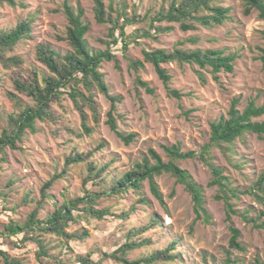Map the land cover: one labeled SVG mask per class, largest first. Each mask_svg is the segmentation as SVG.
I'll list each match as a JSON object with an SVG mask.
<instances>
[{"label":"rangeland","instance_id":"374dc122","mask_svg":"<svg viewBox=\"0 0 264 264\" xmlns=\"http://www.w3.org/2000/svg\"><path fill=\"white\" fill-rule=\"evenodd\" d=\"M173 1L104 0L108 15L118 18L119 25L124 23L125 16L132 19L136 15L140 21L126 26V37L132 44L124 52L119 31L116 32L119 42L114 44L109 35L111 25L97 23L93 0H71L75 10H84V21L90 26L86 40L91 52L110 49L116 55L119 68L114 61H105L101 72L110 93L123 98L115 113L119 131L125 135L134 133L137 137L126 144L111 131L107 124L110 102L94 89L100 120L96 124L87 110L92 134L84 133L80 114L71 101L66 100L65 109L55 107L62 117V128L49 121H37L38 132H28L19 143L18 150L7 149L5 160H1L3 154L0 152V247L11 257L22 260L24 264H40L36 258L38 247L33 242L24 244L21 236L9 238L3 230L11 222L23 224L27 220L42 200L44 184L63 171L66 158L76 150L93 152L91 160L99 167H108L105 177L109 188L136 163L142 162L149 149H154L165 161L169 158L164 146L180 144L183 151L200 153L209 142L211 123L227 115L233 99H240L241 111L252 101L257 105L264 104V21L259 12L253 10L249 15L245 14L244 0L214 1L213 6L230 8L223 25L204 27L189 20L196 29L183 31L179 23L163 22L155 25L170 26L173 30L156 34L151 27L152 20L159 12H166ZM63 3L64 0H24V6L17 8L0 3V29L11 30L21 22L31 25L30 37L22 40L12 55L20 56L25 61V69L37 70L41 76L49 72L37 58L39 45L50 46L61 55L72 52L65 40L68 21ZM210 14L203 10L198 15ZM147 32L155 38L146 36ZM144 48L223 50L227 55L237 57L235 70L233 73H221L219 81H215L210 72L203 71L207 79L203 83L197 74V66L169 63L164 67L172 75V80L165 85L153 65L145 63V67L138 71L131 68L130 59L144 60ZM10 73L0 64V135L9 128L10 115H18L26 106L34 105L31 99L15 90ZM138 77L155 93L149 94L139 86L136 82ZM169 90L179 91L182 99L170 95ZM10 92L18 97L19 104L9 98ZM258 120H264V116ZM67 127L78 135L70 134ZM57 129L61 130V136L56 133ZM209 161L224 170L231 188L237 191L236 197L229 193L230 202L237 211L232 222L241 232L240 242L245 250L229 246L231 233L226 220L227 200L219 186H209L214 179L211 168L198 159H189L180 161V165L202 187L209 221L197 219L193 200L185 187L170 174H163L156 178L162 202L152 194L148 182L144 184L141 196L130 191L122 197L102 199L98 203L99 208H110L116 214L133 208L136 211L127 221L108 216L103 220L87 218L71 224V233H80L84 229L90 233L82 242H71V250L63 246L65 241L62 238L38 232V238L44 240L50 250V261L52 264H77L80 257L91 255L94 261L99 262L105 253L118 250L132 229L148 224L152 217H158L162 226L141 236L151 239L152 243L129 252L127 258L137 260L149 256L180 240L177 251L183 255V261L168 264H225L228 259L231 264L264 263V228H256L243 218L244 215L257 218L264 210V204L247 192L264 172V138L247 133L234 144L213 148ZM87 174L86 164L70 166L65 178L59 179L47 191L39 218L45 219L67 200L84 195L83 181ZM26 196L32 200L28 205L23 204ZM140 197L147 203H141ZM262 222L264 218L259 224ZM101 264L121 263L106 259Z\"/></svg>","mask_w":264,"mask_h":264},{"label":"trees","instance_id":"16d2710c","mask_svg":"<svg viewBox=\"0 0 264 264\" xmlns=\"http://www.w3.org/2000/svg\"><path fill=\"white\" fill-rule=\"evenodd\" d=\"M95 19L98 24H110L109 35L113 38V43L118 44L119 37L116 32L119 31L123 51L127 52L132 41L126 37V26L140 22L135 15L132 19L124 17V23L119 25V19H113L108 15L104 0H93ZM219 0H174L168 10L159 12L152 20V29L156 34L169 33L173 27L156 26V23H179L183 31H192L196 26L189 23L194 20L204 27H213L223 25L228 19L230 8L222 6H213L212 3ZM246 9L245 14L249 15L253 10L259 12L260 18L264 21V0H244ZM0 3L7 4L13 8L24 6V0H0ZM203 10L211 14L207 16L198 15ZM63 12L68 21V27L65 40L68 41L72 52L64 55L59 54L50 46L39 45L37 47V58L47 68L49 74L41 76L37 70L25 69V61L17 55H12L17 45L24 39L30 37L32 32L31 25L28 22H21L11 30L0 29V64L7 71H11L10 80L17 92L27 96L34 102L33 106H26L18 115L9 116V128L3 130L0 135V152L3 154L1 160H5L7 149L18 150L19 143L23 141L28 132L37 133V121H49L54 123L59 129L63 127L62 117L57 113L55 107L65 109L64 102L70 100L73 107L78 111L81 117V126L86 135H90L93 129L89 127V115L87 110L92 114L96 124L100 120L99 106L96 102L94 89L102 93L110 102V110L107 114V124L111 131L114 132L126 144L132 143L137 134L125 135L118 129V123L115 116L117 105L122 102L121 96H115L110 93V89L105 81V75L101 72L102 65L105 61L116 63L119 68L116 55L110 49L101 52H91L88 47L86 35L90 31V26L84 21V10L79 8L75 10L71 5V0H64ZM146 36L155 38L152 33H145ZM264 37V32H263ZM135 43L137 39H135ZM144 60L130 59V66L135 71L145 67V63L153 65L158 77L168 85L172 80V75L164 67L165 64L178 63L179 65L197 66L200 80L203 83L207 79L203 71L212 74L215 81H219L220 74L223 72L233 73L235 70V55H227L223 50H183L175 49L167 51L164 49L148 50L143 49ZM264 61V55L262 56ZM137 84L149 94H154L155 90L148 83L137 78ZM170 95L181 100L183 95L177 90H169ZM9 98L19 104L18 97L14 93H8ZM240 99L235 98L226 116L211 123L210 139L203 146L200 153L196 151H183L180 144L164 146L163 149L169 160L165 161L154 149H149L148 155L142 162L136 163L132 170L125 172L119 179L115 180L112 185L106 187L107 166L99 167L91 160L94 153H80L77 150L66 158L65 167L60 174L55 175L47 181L41 192L42 200L36 204L32 213L27 220L20 224L11 222L6 225L3 234L9 238L21 236V242H33L38 247L36 258L40 264H52L50 261V250L44 240L38 238L37 233L60 237L65 241L63 245L70 249L71 242H82L90 235L87 229L80 233L69 232L70 225L80 220L93 218L103 220L108 216H115L123 221L131 218L136 211H123L121 214L114 213L110 208H99L98 203L104 198L122 197L132 191L134 194L141 196L143 186L149 183L152 194L162 202V194L156 184V178L163 174H170L176 178L177 182L183 185L190 194L197 219L209 221L210 216L205 207L203 190L200 185L193 179L189 171L183 169L180 161L189 159H198L211 168L214 179L209 186H219L226 198L227 222L231 233L229 246L231 249L245 250L241 244V232L232 222L233 215H237L234 205L230 202L231 196L236 197L237 191L232 189L229 179L224 176V170L213 165L210 161V154L213 148H221L224 144H234L237 139L242 138L245 134H256L264 138V120H258L264 116V104L257 105L254 101L250 102L246 108L239 109ZM57 129L56 133L61 136V130ZM70 134H77L74 130L66 128ZM78 135V134H77ZM80 136V135H79ZM103 146V145H102ZM86 164L88 174L84 178L83 188L84 195L67 200L63 205L56 208L55 211L41 220L40 212L43 209V201L46 199L47 191L54 184L68 173V168L72 165ZM13 184V183H11ZM91 184V186H89ZM248 194L264 204V172L252 183ZM220 199V197H217ZM32 202L29 196L24 198L23 204L28 205ZM140 202L146 204V200L140 197ZM246 222L252 223L256 228H264V222H259L264 218V210L261 211L257 218H250L244 215ZM162 226V221L158 217H152L150 222L142 227L132 229L128 233L127 240L119 247L118 250L109 254L105 253L104 258L99 262L92 259L91 255L80 257L77 264H101L106 259H113L121 264H168L169 262L183 261V255L177 251L180 240L173 241L168 248L158 250L155 253L142 257L137 260H130L127 254L131 251L141 249L145 245L151 244V239L142 238L141 236L149 230H155ZM0 263L3 264H24L22 260L13 258L9 252L0 247ZM225 264H231L228 259ZM256 264H264L257 262Z\"/></svg>","mask_w":264,"mask_h":264}]
</instances>
